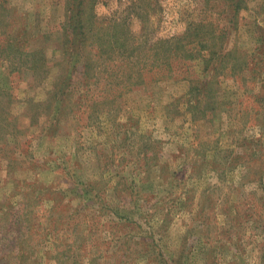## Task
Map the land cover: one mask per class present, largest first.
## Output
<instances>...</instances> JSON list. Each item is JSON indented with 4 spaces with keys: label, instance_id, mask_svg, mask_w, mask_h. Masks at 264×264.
<instances>
[{
    "label": "rangeland",
    "instance_id": "374dc122",
    "mask_svg": "<svg viewBox=\"0 0 264 264\" xmlns=\"http://www.w3.org/2000/svg\"><path fill=\"white\" fill-rule=\"evenodd\" d=\"M130 1L83 0L82 14ZM223 1L134 0L130 28L167 37ZM10 3L26 16L29 49L56 65L39 85L0 61V89L15 86L13 130L0 127V264H264V0L240 1L226 47L248 70L221 78L216 107L168 79L130 89L119 110L79 121L70 111L57 125L44 92L60 71L68 0ZM84 95L68 100L79 119Z\"/></svg>",
    "mask_w": 264,
    "mask_h": 264
},
{
    "label": "trees",
    "instance_id": "16d2710c",
    "mask_svg": "<svg viewBox=\"0 0 264 264\" xmlns=\"http://www.w3.org/2000/svg\"><path fill=\"white\" fill-rule=\"evenodd\" d=\"M240 1L225 0L222 12L205 11L188 22L181 32L151 38L147 30L134 32L130 28L131 20L138 19L134 16L140 10L134 0L123 11L114 10L103 17L92 14L86 21L81 9L83 0H68L66 8L70 13L65 15L60 26L62 59L56 62L60 71L44 92L45 120L57 125L70 111L75 121L87 120L100 107L106 111L120 109V98L130 89L168 79L189 81L191 92L203 93L207 105L216 107V92L221 89V78L235 79L241 75L240 68L248 70L244 61L237 63L233 59L236 57L234 50L226 47L227 34L236 24ZM147 6L158 7L151 2ZM16 10L10 0H0V61L7 64L10 77L12 74L24 77L28 71L32 78L39 76L37 82L40 85L50 77V70L56 64L48 63L44 48L29 49L30 33L24 22L26 16ZM5 16H8L6 20ZM238 53L246 55L244 50ZM73 57L76 59L72 63ZM196 64H200L198 69ZM14 87L12 83L9 89H0V120L7 122L0 123V127L11 130L14 116L9 103ZM77 91L84 92L82 98L87 103L80 105L81 109L83 106L81 112L84 114L90 109L85 114L86 119H79L73 105L69 104ZM42 101L37 104L42 106ZM52 112L55 113L53 118L50 117ZM9 129L0 128V133L7 131L9 134ZM9 153L10 164L16 162L15 151L10 148Z\"/></svg>",
    "mask_w": 264,
    "mask_h": 264
}]
</instances>
